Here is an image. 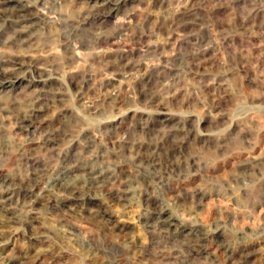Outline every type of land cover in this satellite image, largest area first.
<instances>
[{"label":"rangeland","instance_id":"374dc122","mask_svg":"<svg viewBox=\"0 0 264 264\" xmlns=\"http://www.w3.org/2000/svg\"><path fill=\"white\" fill-rule=\"evenodd\" d=\"M0 264H264V0H0Z\"/></svg>","mask_w":264,"mask_h":264},{"label":"bare ground","instance_id":"6f19581e","mask_svg":"<svg viewBox=\"0 0 264 264\" xmlns=\"http://www.w3.org/2000/svg\"><path fill=\"white\" fill-rule=\"evenodd\" d=\"M2 199V198H1ZM14 213V212H13Z\"/></svg>","mask_w":264,"mask_h":264}]
</instances>
